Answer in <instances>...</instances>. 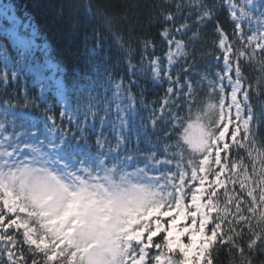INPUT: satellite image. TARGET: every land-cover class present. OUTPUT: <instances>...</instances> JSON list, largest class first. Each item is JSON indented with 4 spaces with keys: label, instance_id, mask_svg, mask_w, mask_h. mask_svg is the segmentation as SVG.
Masks as SVG:
<instances>
[{
    "label": "snow or ice",
    "instance_id": "obj_1",
    "mask_svg": "<svg viewBox=\"0 0 264 264\" xmlns=\"http://www.w3.org/2000/svg\"><path fill=\"white\" fill-rule=\"evenodd\" d=\"M192 7L198 9V25H215L217 54L213 59L218 61V71L212 74L213 79L201 77L207 81V89L190 76L181 77V72L190 71L186 64L173 71L177 56L187 59L189 42L172 32L187 31V23L175 25L171 31L162 29L163 59L153 55L146 61V71L141 66L142 74H150L153 81H170L160 104L150 111L147 124L142 122V131H155L156 125L163 123L170 129L165 135L175 144L155 155L132 153L131 148H138L141 142L140 132L131 145L126 135L136 115V101L128 96L129 103H122V81L115 83L112 99L106 98L103 110L90 102L86 112L77 110L74 117L62 112L60 119H68L69 129L59 147L46 150L39 143L35 147L33 160L40 165L36 171L43 175H34L29 161L28 168L8 174L6 179L5 166L0 164V264H170L173 259L182 264L188 259L191 264H215L212 251L217 244L238 255L240 264H252L255 253L264 255V230L254 222L264 217V159L257 156V150L249 151L264 128V0H202ZM219 11L227 15L230 29L220 23ZM165 20L174 23L175 16L165 13ZM53 22L61 28L69 50L76 48L80 55L72 35L76 25L60 19ZM5 79H0V85ZM133 86L135 80L129 79L125 91ZM205 94L217 97L218 108L223 98L227 110L216 134L225 125L229 127L225 139L212 147L207 159V152L202 151L208 143L202 119L198 116L185 127L189 118L181 117L182 111L191 113L199 104L197 97ZM181 98V107L173 112ZM0 106L5 111L9 107L6 102ZM109 106L123 115L116 117L105 133L112 114ZM30 116L26 109L18 114L22 120ZM50 119L55 122L54 116ZM89 121L96 153L90 157L92 163L80 160L73 166L61 152L69 134L76 143L80 142L78 134L87 140ZM237 129L240 134L233 142ZM110 135L114 143L105 151ZM4 151L10 154V162L13 148L0 142V156ZM184 151H194L197 156L185 157ZM25 154H29L27 150ZM193 168L200 179L193 178ZM162 190L171 193V202H157ZM172 230L181 233L184 245H190L194 236H202L208 239L207 247L203 253L194 249L186 258L179 247L170 248L166 243Z\"/></svg>",
    "mask_w": 264,
    "mask_h": 264
},
{
    "label": "rangeland",
    "instance_id": "obj_2",
    "mask_svg": "<svg viewBox=\"0 0 264 264\" xmlns=\"http://www.w3.org/2000/svg\"><path fill=\"white\" fill-rule=\"evenodd\" d=\"M195 14H188L186 16V22L189 25L187 31L182 33L172 32V35L175 37L177 35L185 36L188 34L192 23H196ZM172 29H169L171 31ZM44 40V36H37L36 32L33 30V24L30 22L22 23L14 6L7 0H0V67L3 72V79H5V73L13 71L15 69V76L13 82L17 83L20 79H23L24 84H31V86H38L39 93L37 98H32L30 96L19 100L20 112L26 109L30 114V118L27 120H22L18 118V115L12 114L7 120L10 107L5 111L2 106H0V142L7 147H12L14 155H11V160L8 162V157L10 154L7 151H4L2 156H0V164L5 166V178L7 175L12 172L23 171L25 168L29 167V161H31V170L34 175L40 176L44 173L36 171L40 168V165L33 160V155L36 145L39 143L40 147L45 148L46 150L51 148H58L61 136L52 131L53 122L51 117L55 116L54 114L59 113V117L62 112L66 111L69 114V117H74L77 110L82 114V109L85 107L88 101H93L94 98H99L101 96L105 97L106 94H109L108 100H111V93L114 89L115 83L107 84L103 86V90L99 87L95 88L94 83L89 82L82 85L80 88L72 89L68 91L65 89L62 78L59 76L62 69L57 65L51 64L47 56L50 52L49 45L46 41L39 42L37 38ZM10 45V46H9ZM154 44H143V49L141 52V57L137 64H131V79L135 80V86H133L129 92L125 91V87L120 89L121 91V101L126 106L129 103L128 96L134 97L136 103V115L132 120V125L127 131L126 135L131 131H136L143 133L148 143V151L152 152L153 155L156 153H162L165 150H170L166 148L175 144V140H170L165 132L170 131L167 126L163 123H158L156 125L155 131H152L150 128L147 133L142 131V122L147 124L150 111L160 104V101L150 100L149 92L154 89L163 88L165 91L168 88L170 81L158 80L153 81L150 78V74H142L141 66H144L146 71L147 64L146 61L151 59L153 55L161 57L163 59L166 45L163 47L154 45ZM188 57V55H187ZM178 63L173 69L175 71L184 67L185 64L190 69L187 73L181 72V77L185 75L190 76L194 81H199L203 84L204 89H207L208 84L206 80H201L202 76L207 75L208 79H213V73L218 71V61L215 60L211 63H205L200 68H191L188 66V61L181 59L179 56L176 57ZM151 85L148 87L147 85ZM8 85L7 78L5 79L4 86ZM43 89V93H41ZM101 90V91H100ZM223 91V90H221ZM26 91H23L24 96ZM54 95L55 100H51V96ZM98 96V97H97ZM199 104L193 109L191 113L182 111L181 117L187 116L189 119L185 122V127L194 123L196 119H202L203 125L206 130V140L208 143L202 151L207 152L211 156V149L218 141H223L226 134L229 131L228 125H225L223 130L216 134V130L220 127V124L224 120V112L227 111L223 106V98L220 99L219 108L216 105V96L203 95L197 97ZM113 103H115L113 101ZM183 99L181 98L180 103H177L176 108L172 111L175 112L181 107ZM65 105L67 107L65 108ZM56 108V109H55ZM111 115L106 121L107 126H113V120L116 117L122 116L123 113H116L114 109L109 106ZM19 112V113H20ZM202 113V116L200 114ZM167 116V111L165 110V117ZM5 117V118H4ZM15 117V118H14ZM159 119V117H158ZM65 121L68 122V119L65 118ZM7 121V122H6ZM215 122V124L213 123ZM75 123V121H74ZM231 123V121H229ZM8 125V128L4 127ZM48 125L49 127H45ZM91 128V125L89 126ZM240 134V130L237 129L236 133L233 135L232 140L236 142L237 136ZM182 135V133L180 134ZM115 139V138H114ZM43 143H40V142ZM80 141V140H79ZM149 143L151 147H149ZM112 146V141L107 143L106 151ZM190 148V146H187ZM225 148L228 147L227 144L224 145ZM25 150L28 151V155L25 154ZM183 150V147H182ZM257 150V156L260 159H264L263 150L258 147L257 143L253 144V148L249 151ZM122 151L124 149L122 148ZM94 150L90 148V145L85 143H72L66 144L65 148L62 150L61 155H64L68 162L75 166L76 163L80 160H83L85 163H92L90 157L95 154ZM142 152H136L134 155L139 156ZM220 151H217L215 154V159H219ZM185 157L191 156L193 159L196 158L197 153L194 151H184ZM205 159H207L205 157ZM140 163L143 164L144 160L141 159ZM252 163H255V160H252ZM206 167V165H205ZM205 170L204 167L201 168L203 173ZM153 173L150 171L149 175ZM159 175V173H156ZM233 175H237L234 171ZM192 176L194 179H200L196 175L195 168H193ZM244 177L241 176V180ZM203 182V181H202ZM158 203H169L171 202V193L167 190H162L160 195L156 197ZM182 200V197H181ZM193 203L196 204L197 210H201V205L193 199ZM31 215V213H30ZM256 220L260 223H263L264 217H257ZM264 224V223H263ZM166 242L170 248L179 247L183 252L186 258L193 255V250H199L203 253L204 249L207 247L208 239L202 236H194L191 240L190 245H184L181 240V233L176 230L169 232ZM164 264H169L165 261ZM170 264H182V262L176 261L173 259ZM187 264H191V260H187Z\"/></svg>",
    "mask_w": 264,
    "mask_h": 264
},
{
    "label": "trees",
    "instance_id": "obj_3",
    "mask_svg": "<svg viewBox=\"0 0 264 264\" xmlns=\"http://www.w3.org/2000/svg\"><path fill=\"white\" fill-rule=\"evenodd\" d=\"M16 10L19 20L22 23L30 22L33 24V30L37 36H44V40L37 38L39 42L46 41L49 45L50 52L47 56L51 64L62 68L64 72L60 75L66 90L74 87H80L85 83L92 82L95 88L99 87L103 90V86L116 82H123L127 85L131 79V64H137L143 49V44H154L163 47L164 42L161 40L160 33L162 29H173L175 25L185 23L186 16L189 13L195 14L198 9L192 5L201 3L202 0H7ZM180 5L177 8V5ZM171 12L175 16L174 23L165 20V13ZM194 16V17H195ZM217 18L224 25L225 29H230L227 15L223 11L217 13ZM60 19L61 21H71L76 25L72 35L77 39L79 45V53L77 49L69 50L64 35L60 27L53 21ZM214 23H206L198 25L192 23L189 33L183 38L189 42L188 47V66L191 68H200L205 63L214 62L213 57L217 54L215 46L216 37L214 35ZM195 35V41L192 36ZM218 66V65H217ZM15 69L7 73L8 85H0V102H6L10 111L6 116L20 112L19 100L28 96L37 98L39 93L38 86L25 85L23 79L17 83L13 82ZM0 79H3V71L0 67ZM151 87V85H147ZM100 90V91H101ZM23 91H26L24 96ZM149 99L161 101L165 95L163 88L154 89L149 92ZM54 95L51 100H54ZM98 97V96H97ZM108 100L109 94L105 97L101 96L93 101H88L82 109V113L86 112L87 105L91 102L99 104L101 110L104 108V101ZM55 117L52 130L56 131L61 138L69 129L67 121H61L59 115ZM4 117V118H5ZM7 122V121H6ZM99 124V115L96 120ZM91 121H89V125ZM79 125H77L78 127ZM5 128L8 125L4 124ZM48 127V126H47ZM111 126L105 127V133L109 131ZM89 135L87 140H83L77 135V140L90 145V148L96 152L95 133L89 127ZM140 132L139 147H132V153H152L148 151V143L145 135ZM136 131H131L127 135L129 144H132ZM60 138V139H61ZM114 137L109 136L108 142L114 143ZM73 141L72 136L68 135V142ZM254 143L263 150L264 155V128L260 129V133ZM127 151V149H125ZM208 154V153H207ZM209 155L206 156L208 158ZM261 158V157H260ZM216 163H220L219 159ZM255 166V163H254ZM218 207L223 208L222 205ZM259 228L264 230L263 223L254 221ZM212 257L215 264H240L238 255L230 254L228 249L217 244L212 251ZM252 264H264V255L255 253L253 255Z\"/></svg>",
    "mask_w": 264,
    "mask_h": 264
},
{
    "label": "bare ground",
    "instance_id": "obj_4",
    "mask_svg": "<svg viewBox=\"0 0 264 264\" xmlns=\"http://www.w3.org/2000/svg\"><path fill=\"white\" fill-rule=\"evenodd\" d=\"M10 46V45H9ZM4 72V71H3Z\"/></svg>",
    "mask_w": 264,
    "mask_h": 264
}]
</instances>
